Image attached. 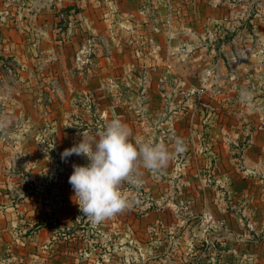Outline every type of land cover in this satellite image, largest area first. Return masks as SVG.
<instances>
[{
	"label": "rangeland",
	"instance_id": "rangeland-1",
	"mask_svg": "<svg viewBox=\"0 0 264 264\" xmlns=\"http://www.w3.org/2000/svg\"><path fill=\"white\" fill-rule=\"evenodd\" d=\"M213 4L201 30L163 36L192 45L174 48L87 34L75 0H0V264H264V0ZM116 117L173 157L94 225L68 182L89 161L61 153ZM229 185L246 189L239 210Z\"/></svg>",
	"mask_w": 264,
	"mask_h": 264
},
{
	"label": "clouds",
	"instance_id": "clouds-1",
	"mask_svg": "<svg viewBox=\"0 0 264 264\" xmlns=\"http://www.w3.org/2000/svg\"><path fill=\"white\" fill-rule=\"evenodd\" d=\"M246 90H242V95ZM184 151L183 141L177 139L174 152ZM86 157L87 165L73 164L68 178L74 202L92 224L97 225L131 207L122 190L125 183L139 186V169L153 173L165 169L173 151L163 142L145 136L133 137L129 126L118 117L107 120L95 133H82V139L61 153V159Z\"/></svg>",
	"mask_w": 264,
	"mask_h": 264
},
{
	"label": "crops",
	"instance_id": "crops-1",
	"mask_svg": "<svg viewBox=\"0 0 264 264\" xmlns=\"http://www.w3.org/2000/svg\"><path fill=\"white\" fill-rule=\"evenodd\" d=\"M82 10L76 14L79 20L80 28L86 30L87 34L99 35L106 33L107 35H124L127 38L132 36L130 42L126 45H137V41L142 38L145 42L152 37L150 35L158 34L159 45H173L174 48L180 47L182 44L186 45L184 39L175 38L170 39L169 43L164 40L166 34L171 35H185L195 33L196 30H201L199 27L198 18L210 17L213 18L214 8L213 0H151L154 5L150 6L148 10L141 11L140 5L142 0H75ZM170 18L171 25L167 27L166 22ZM172 18L174 19L172 21ZM197 19L196 22H194ZM196 26H193L192 23ZM143 35L139 37L137 35ZM137 36V37H136ZM126 38V40H127ZM179 48V47H178ZM184 77V76H181ZM264 81V78H262ZM257 101L255 118H264V96L255 97ZM248 115H243L244 120ZM230 200L228 201L230 209L236 207L238 210L244 207L247 199H242L245 196L241 188H235L231 185L227 187ZM262 197H255L251 206L255 210L260 207L259 203ZM245 213L250 209L246 208ZM233 212L226 215V222L229 226H241L240 216L233 217ZM252 220V218H250ZM234 232V230H233ZM233 234V233H232ZM229 251H232L230 249Z\"/></svg>",
	"mask_w": 264,
	"mask_h": 264
},
{
	"label": "built area",
	"instance_id": "built-area-1",
	"mask_svg": "<svg viewBox=\"0 0 264 264\" xmlns=\"http://www.w3.org/2000/svg\"><path fill=\"white\" fill-rule=\"evenodd\" d=\"M150 1L151 0H142V3H141L142 6L140 7L141 11H146L149 9L150 6L154 5V2H150ZM237 57L238 56L235 55L233 52H231V51L229 52V60L232 64L237 63ZM166 68H167L166 70H168L170 68V66L166 65ZM164 79H165V75H159L158 76V80L160 82L163 81ZM217 92H219V91H217ZM257 129L264 132V121H262L258 124Z\"/></svg>",
	"mask_w": 264,
	"mask_h": 264
}]
</instances>
